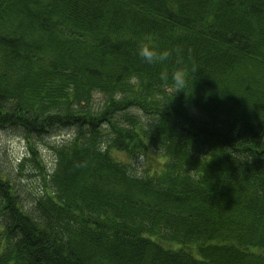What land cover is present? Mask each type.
<instances>
[{
  "label": "trees",
  "instance_id": "16d2710c",
  "mask_svg": "<svg viewBox=\"0 0 264 264\" xmlns=\"http://www.w3.org/2000/svg\"><path fill=\"white\" fill-rule=\"evenodd\" d=\"M3 26L0 131L40 176L76 135L41 194L0 162V264H264V0H0Z\"/></svg>",
  "mask_w": 264,
  "mask_h": 264
},
{
  "label": "rangeland",
  "instance_id": "374dc122",
  "mask_svg": "<svg viewBox=\"0 0 264 264\" xmlns=\"http://www.w3.org/2000/svg\"><path fill=\"white\" fill-rule=\"evenodd\" d=\"M93 102L96 105L103 103L102 95L96 93L93 96ZM138 114V112H137ZM140 116V114H138ZM76 135V129H68L67 131H58L55 134L49 135L46 139V143L43 145H39L37 147L38 161L40 164H44L42 167L43 169L41 172L48 170L50 174L46 176H40L39 171L33 166V164L29 161V156H27V140H25L22 136L17 135L12 131H0V162L6 164V162L10 165L8 169L13 172L16 168H19L20 162H22L26 157L27 162L24 164L22 170L23 174L19 175L16 174L15 180L18 184L21 183L22 186H29L32 187V193H40L43 192L42 190L51 189L50 187V180L49 178L53 176V172L55 170L54 167V156L52 146H54L55 142L63 143L67 139H73ZM151 162V161H150ZM149 163L146 159L137 158L133 161V165L135 167L143 168L147 166ZM5 167V166H4ZM7 172V168L4 169ZM3 171V172H4ZM37 173V174H35ZM48 177L46 183H43L42 178ZM46 179V178H45Z\"/></svg>",
  "mask_w": 264,
  "mask_h": 264
},
{
  "label": "clouds",
  "instance_id": "9594fccd",
  "mask_svg": "<svg viewBox=\"0 0 264 264\" xmlns=\"http://www.w3.org/2000/svg\"><path fill=\"white\" fill-rule=\"evenodd\" d=\"M147 40H151V36L146 37ZM177 55H179L180 50L177 49ZM138 54L142 60H144L148 64H156L161 63L169 59L171 56V52L168 50L164 51H157L154 48L150 47L149 44L144 43L143 41L139 45ZM168 72L163 71L160 74L162 80L167 81L168 79ZM171 80L174 87L177 89L178 92H181L182 89L186 85V76L185 71L183 68H176L171 73Z\"/></svg>",
  "mask_w": 264,
  "mask_h": 264
},
{
  "label": "bare ground",
  "instance_id": "6f19581e",
  "mask_svg": "<svg viewBox=\"0 0 264 264\" xmlns=\"http://www.w3.org/2000/svg\"><path fill=\"white\" fill-rule=\"evenodd\" d=\"M10 28H8V30H9ZM2 31H5V26H3L2 28H1V30H0V33L2 32ZM59 37V36H58ZM59 42H60V44L61 45H63V44H67V46H69L70 48H72V46H73V43L72 42H70L68 39H64V37L61 39L60 37H59ZM49 45H51V44H46L45 45V47L43 46V48H42V50H38V52H37V50H34V48L36 47V46H33L32 48H30V49H32L31 50V52H32V54L34 55V54H38V53H42V56L41 57H38V59H39V61L41 62V63H45V66H47V63L46 62H48L50 59H52V58H50V57H47V48L46 47H50ZM40 56V55H39ZM22 59V57H16V58H14V62H13V64H15L16 62H15V60H18V62L19 61H22L21 60ZM44 61H46V62H44ZM6 67H7V65H6ZM13 66H11L10 67V69L12 68ZM8 72H9V70H8ZM8 72H5V70H2V68H1V70H0V76H4V75H6ZM5 78V84L7 83V82H11V79H12V76H11V73H9V74H7V76H5V77H3V79ZM4 89H8V86L7 87H5ZM22 97H23V95H22ZM22 97L20 96V98L22 99ZM102 98H103V100L105 99L104 98V96H102ZM10 101H12L13 103H17L19 100H18V98H11L10 99ZM98 126H100L99 127V131H103L102 133H104V134H107V135H110V131L109 130H107L106 129V127H105V125H103V124H101V125H99L98 124ZM97 126V127H98ZM98 129V128H97ZM113 136V132H111V137ZM72 142V139H67L66 141H64V143H71ZM54 144H61V145H63L62 143H58V142H55ZM105 147H107V146H105ZM105 147H104V149H105ZM28 151V150H27ZM21 163V162H20Z\"/></svg>",
  "mask_w": 264,
  "mask_h": 264
}]
</instances>
